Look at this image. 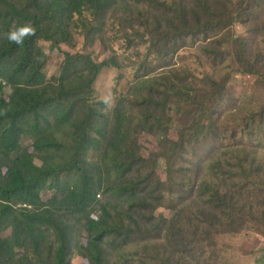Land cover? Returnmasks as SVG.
Returning a JSON list of instances; mask_svg holds the SVG:
<instances>
[{
	"label": "trees",
	"instance_id": "16d2710c",
	"mask_svg": "<svg viewBox=\"0 0 264 264\" xmlns=\"http://www.w3.org/2000/svg\"><path fill=\"white\" fill-rule=\"evenodd\" d=\"M114 7L127 13L125 22L138 18L146 25L145 32L134 30L139 44H148L146 56H173L181 46H197L217 66L232 55L242 65L238 71L253 74L264 87L263 52L253 58L249 42L230 31L250 18L253 27L264 23V0H0V264H72L76 243L92 264H212L201 260L210 247L214 264H226L219 260L218 235L249 224L264 234L262 142L247 143L254 135L264 137V129L250 127L256 115L264 122V103L229 130L232 140L218 146L199 175L189 206L178 203L165 217L158 209L164 193L186 189V177H177L185 153L215 128L209 108L223 98L226 80L207 74L203 79H210L212 89L205 90L190 69L163 65L161 72L138 75L110 109L109 101L96 97L94 82L105 66L122 68L116 57L98 61L65 51L58 74L47 78V54L38 42L55 48L71 44L78 33L106 44ZM25 22L35 35L22 46L9 43L4 33ZM24 135L31 141L22 146ZM159 157L166 159L164 173ZM108 160L113 167L102 178ZM105 182L108 201L98 216ZM47 189L55 192L44 200ZM71 219L84 220L81 234Z\"/></svg>",
	"mask_w": 264,
	"mask_h": 264
},
{
	"label": "rangeland",
	"instance_id": "374dc122",
	"mask_svg": "<svg viewBox=\"0 0 264 264\" xmlns=\"http://www.w3.org/2000/svg\"><path fill=\"white\" fill-rule=\"evenodd\" d=\"M114 8L117 11L111 10L107 15L104 29L106 30L104 33L106 44H103L100 39L94 41L87 40L78 33H74L75 41L71 44L59 43L55 48H52L49 41L40 40L38 42L41 50L47 54V62L44 68L47 78L58 74L65 51L69 53L80 52L91 54L98 61L116 57L120 61L122 68L105 66L94 82L96 97L109 101L110 109L117 104L119 96L128 91L131 84L136 82L135 79L138 75L142 73H147L149 76L156 74L164 69L163 65L169 66L176 63L177 66L190 69L191 76L196 78V86L205 90L212 89L209 84L210 79H203L207 78V74L213 75L215 80L222 82L226 80L223 98L212 103L209 108L210 111H213L212 116L216 121L215 128H212L210 134L207 131V137H200L199 140L195 139V143L188 147V151L185 153L187 159L185 163H182L184 164L182 165L183 173L177 175V177L179 179L184 178V176L186 177V181L188 182L186 189H177V193H164L165 204L158 209L161 210L165 217H170L171 214L179 209L178 203L189 206L199 175L205 171L206 166L217 155L218 146L220 147L222 143L232 140L227 136L229 130L239 128V124L246 119L244 118L245 116H249L253 111L260 110L261 103H264V87L257 82V77L253 74L239 72L238 70L242 65L235 63L232 55L227 56L222 62L219 59L217 66L207 55H203L197 46H181L176 55L173 56L161 55V57H158L156 52L153 53L152 57L146 56L148 44H139L140 40L134 31L136 29L138 32H145L146 25L142 21H139L138 18L130 23L125 22L124 20L126 19L123 15L127 13L123 12L120 7ZM262 15H264V12H262ZM119 17L123 20L122 24L119 23ZM253 22H255L253 18H250V24L236 22L230 31L233 36H241L249 42L250 54L254 58L258 56V51H262V55H264V23L261 20L259 22L260 25L253 27ZM148 37L150 38V35ZM212 38H215L214 33ZM227 50H231V47ZM168 66L165 67L167 68ZM4 93L6 97L9 89L5 88ZM181 126L183 127V125ZM250 127L256 130L264 129V122L256 115V118L251 120ZM263 138L262 136L256 139L254 135L247 141L249 145H254L261 139L262 144L257 149L262 159H264ZM30 141V138L24 135L20 143L22 146H25ZM147 146L150 145L148 144ZM92 154L96 153L92 151ZM148 158L151 159V156L149 155ZM98 159H100V156L93 158L94 161H98ZM35 162L40 163L38 159ZM108 162L103 163L101 166L102 178H107L109 169L113 167V163L110 160ZM151 163L152 161L148 160L145 164L150 166ZM166 167V159L159 157L158 171L164 173ZM106 186L109 187L105 182L100 188V195L97 196L99 203L96 204L94 213L98 216L101 215L102 209L100 206L108 201L107 194L104 193ZM152 188L155 189L154 185L151 186ZM54 192L55 189L44 190L42 198L47 200ZM158 192L160 191L157 190L156 193L158 194ZM174 204H176L175 208H173ZM70 222L79 231L78 234H81L84 220L78 223L71 219ZM215 240L217 242L216 247L219 248L217 252L221 254L219 260H222L226 264H264V234L256 231L252 227V224H249L246 229L244 228L239 233H222ZM80 242L86 244V239L83 235ZM79 245L80 243H76V246L71 250L70 260L72 264H92V261L88 257L82 255L83 248L82 246L79 248ZM214 258V252L212 251V247H210L209 252L201 260L214 264ZM132 264L138 263L135 260Z\"/></svg>",
	"mask_w": 264,
	"mask_h": 264
},
{
	"label": "clouds",
	"instance_id": "9594fccd",
	"mask_svg": "<svg viewBox=\"0 0 264 264\" xmlns=\"http://www.w3.org/2000/svg\"><path fill=\"white\" fill-rule=\"evenodd\" d=\"M35 27L28 22L10 26L7 32L4 33V37L9 43L22 46L26 39L35 35Z\"/></svg>",
	"mask_w": 264,
	"mask_h": 264
}]
</instances>
